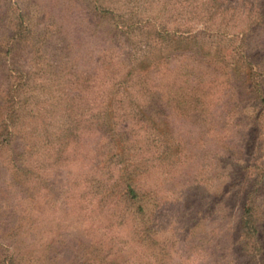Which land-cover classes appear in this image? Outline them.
<instances>
[{
  "label": "trees",
  "instance_id": "16d2710c",
  "mask_svg": "<svg viewBox=\"0 0 264 264\" xmlns=\"http://www.w3.org/2000/svg\"><path fill=\"white\" fill-rule=\"evenodd\" d=\"M81 23L96 44L88 70L73 56ZM21 46L38 61L30 72L13 64ZM232 117L242 130L233 147L219 134ZM200 125L219 150L192 146ZM90 137L84 189L68 182L63 205L107 212L100 263L129 264L132 245L145 264H167L179 238L162 237L159 222L178 202L188 249L212 264H264V0H0V152L11 153V184L32 181L55 208L56 168L73 165ZM196 160L205 166L193 173ZM158 171L191 179L177 200L144 182ZM8 227L4 241L20 222ZM108 239L119 243L111 253ZM20 251L0 241V264H27Z\"/></svg>",
  "mask_w": 264,
  "mask_h": 264
},
{
  "label": "rangeland",
  "instance_id": "374dc122",
  "mask_svg": "<svg viewBox=\"0 0 264 264\" xmlns=\"http://www.w3.org/2000/svg\"><path fill=\"white\" fill-rule=\"evenodd\" d=\"M21 3V5L24 4L23 2ZM81 18H84L82 20L83 23L86 19L85 14L81 15ZM82 23L79 25V33H74L73 56L77 59V63H80L84 69L88 70L93 65L96 44L95 40L91 39L89 35L82 34L83 28L86 26V24ZM65 27L70 30L72 29V26L67 25ZM78 38H80V42H78ZM77 44H79V47ZM16 53L17 55L13 64L20 71L30 72L31 68L33 69L38 62L37 60L35 62V59L32 58L33 56L28 46H21ZM210 113L211 109H208L207 116ZM221 117L220 115L216 116V121ZM232 118L230 120L231 124L228 122L229 124H226L224 126L225 129H222L219 134L226 136L228 143L233 147L234 145H240L242 130L240 126L235 125L234 118ZM204 127L200 125V128L194 129L191 133L193 139L192 146L201 151L203 148L211 152L215 151V149L219 150V137L216 138L215 132L212 131L205 133ZM96 143V140L90 137L85 149H81L83 152L80 151V148L79 150L77 149V156L72 162L73 165L69 166L64 163L59 168H56V171H58L55 174L56 184L52 188V196L53 198L56 197L55 204L57 206L55 208L45 205L42 196L37 193V188L35 189L34 184L31 183L32 181L25 184L27 185L26 189L11 184V175H9L7 169H4V165L9 161L11 153L8 150L0 152V238L13 251L21 250L20 253L28 257L26 260L27 264H32L33 262L29 259V255L35 257V261L38 262H33V264H45L46 261H42L41 256L43 258V256L48 254V251L50 260L46 264H111L110 260L114 259L110 256L103 263H100L97 251H95L96 246L102 239L104 228L109 225L107 212L103 210L101 213L99 210H96L91 215L85 212H79L76 215L74 209L72 211L65 210V202L63 205L65 193L68 191V182L70 184L69 188L72 184L74 192H80L84 189L82 171L84 161H86V157L94 155ZM201 151L198 152L201 153ZM233 151L236 152L234 148ZM258 155V159L264 163V146ZM200 157L204 163H210L211 155L209 157V155L204 154L200 155ZM200 161L196 160L194 162L193 173L199 172L198 170L205 166ZM78 179L79 181L76 182ZM188 180H191L188 176H183L180 179H170V177L158 171L152 177L145 179L144 182L149 186L159 189L163 197H167V199L173 202L182 195L181 192L187 186ZM178 206L180 204L177 202L175 207L165 210L159 222L162 226V231L160 232L162 237L165 235L171 241L179 238L175 247H172V244L169 243L170 245L166 249V252H168L166 258L167 264H212L213 260L211 258H205L198 250L195 251L194 247L188 249L187 245H185L189 239L188 234L184 231V229H187L184 226L186 219L176 220L173 217V214L178 213ZM238 212L236 210V214ZM16 221L20 222L19 235L10 236L8 234V239L4 241L3 233L8 231V226L13 225ZM7 233H5V236ZM59 234L63 236L64 243L61 246H56L57 243L54 241ZM180 239L183 244V253L178 248ZM52 242H54L55 246L48 248V245ZM104 244V249L109 253L115 250V246L119 245L116 240L111 243L109 239ZM131 247L134 249V254L132 248H130L129 254H131L132 258L129 264H145L147 259L142 257L143 255L140 254L139 248L137 249L136 246L132 245ZM36 257H39V260H36Z\"/></svg>",
  "mask_w": 264,
  "mask_h": 264
}]
</instances>
